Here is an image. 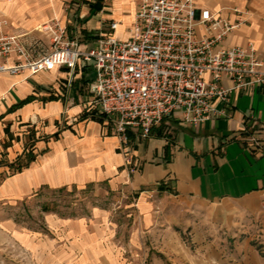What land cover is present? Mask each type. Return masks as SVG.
Returning a JSON list of instances; mask_svg holds the SVG:
<instances>
[{"label":"crops","instance_id":"obj_1","mask_svg":"<svg viewBox=\"0 0 264 264\" xmlns=\"http://www.w3.org/2000/svg\"><path fill=\"white\" fill-rule=\"evenodd\" d=\"M85 1L0 0V19L6 21L0 33L22 35L30 46L45 37L42 24L59 19L73 36L82 33L90 41L80 21L91 14ZM127 1L104 0L98 23L119 19L117 9ZM76 3L82 6L74 11ZM195 3L230 21L242 19L222 45L250 41L264 60V0ZM128 4L125 18L131 23L137 0ZM70 12L73 18L67 17ZM14 60V54L7 57ZM91 78V70L79 67L70 83L65 68L0 74V163H5L0 202L43 188L106 183L110 190L131 193L135 229L124 242L112 234L104 209L94 208L89 217L47 213L52 236L43 239L0 207V235L33 251L38 264H142L147 255L151 264H264L252 243L264 247V86L214 101L216 111L203 123L166 118L160 122L165 136L150 135L126 153L103 117L86 104ZM27 153L32 161L8 173L6 163H23Z\"/></svg>","mask_w":264,"mask_h":264},{"label":"built area","instance_id":"obj_2","mask_svg":"<svg viewBox=\"0 0 264 264\" xmlns=\"http://www.w3.org/2000/svg\"><path fill=\"white\" fill-rule=\"evenodd\" d=\"M241 22L195 0H137L124 38L114 37L120 24L115 19L108 20L107 32L91 33L90 41L71 35L68 23L52 19L40 29L49 39L47 50L37 41L27 46L22 35L0 33V74L65 68L70 83L77 67L91 70L86 104L102 115L127 153L166 118L203 123L215 113L214 101L264 86V60L252 42L222 45ZM5 24L0 19V27ZM11 54L13 63L7 61ZM250 140L257 141L254 136Z\"/></svg>","mask_w":264,"mask_h":264},{"label":"rangeland","instance_id":"obj_3","mask_svg":"<svg viewBox=\"0 0 264 264\" xmlns=\"http://www.w3.org/2000/svg\"><path fill=\"white\" fill-rule=\"evenodd\" d=\"M82 1V0H81ZM129 1V0H128ZM123 2L120 8L117 9L119 22L122 27L114 31V37H120L126 33V28L130 23H127V16L130 12L131 4ZM114 3V0H108V5ZM112 3L109 11L116 10V6ZM81 3L73 5L72 9L77 11L81 8ZM77 13V12H76ZM128 13V14H126ZM74 12H70L68 18H73ZM100 14L91 13L89 16H83L80 21L85 24L88 33H95L94 31L105 30L108 31V23H98ZM98 27L96 29L95 27ZM71 26L69 32L71 33ZM124 32V33H123ZM79 34V33H76ZM74 35V33H73ZM45 36V35H44ZM84 37V34L81 33ZM80 36V37H81ZM43 50H47L49 39L45 36L37 41V45ZM5 164L4 162H2ZM0 163V164H2ZM14 163H6L10 165ZM8 173H12V169L8 166ZM1 176H4L1 174ZM131 193L123 190H110L106 183H92L86 186H67L64 189H47L43 188L38 190L31 196L22 199H8L0 202V207L4 210L5 214L11 218L16 224L22 228L39 232L43 235V239L50 238L52 235L47 228L44 214L54 213L55 215L63 218L75 217H89L94 208H100L107 211L108 225L112 227V234L117 236L119 240L127 242L130 234L135 229L137 217L135 216L134 208L132 206ZM48 204L55 209L52 211H43L42 205ZM10 235V234H9ZM254 247H256L261 256L264 257V247L252 240ZM162 258V256H160ZM163 260V259H162ZM164 259L163 262H167ZM169 262V261H168ZM0 264H38L37 255L30 249L25 248L15 241H11L8 237L0 235ZM142 264H151L150 255H147L142 260Z\"/></svg>","mask_w":264,"mask_h":264},{"label":"trees","instance_id":"obj_4","mask_svg":"<svg viewBox=\"0 0 264 264\" xmlns=\"http://www.w3.org/2000/svg\"><path fill=\"white\" fill-rule=\"evenodd\" d=\"M85 4L87 5V7H88V9H89V11L91 13H97V12H99L104 7V5H105L104 4V0H86L85 1ZM85 37H89V35L88 34H85ZM29 99L30 98H27V99H25L22 102H26ZM96 116L99 117L100 119L102 118V115L100 113H98ZM150 134L153 135V136H165L166 133L164 132V126H162L161 123L159 125H156L155 127L152 128ZM32 159H33L32 154L27 153L26 159H25V161L23 163L10 164L8 166H10L11 168H13L12 169L13 172H16V171L21 170V168L23 166H27V164L30 161H32ZM64 188L65 187H60L57 190H60L61 191ZM160 188L162 189L163 187L160 186ZM54 209H55L54 207H50L48 204H43L42 205V210L43 211H52Z\"/></svg>","mask_w":264,"mask_h":264}]
</instances>
